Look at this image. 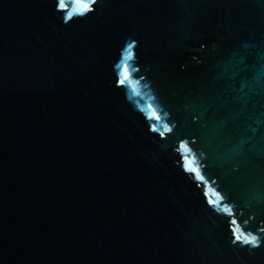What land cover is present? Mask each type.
I'll use <instances>...</instances> for the list:
<instances>
[{"label": "water", "instance_id": "obj_1", "mask_svg": "<svg viewBox=\"0 0 264 264\" xmlns=\"http://www.w3.org/2000/svg\"><path fill=\"white\" fill-rule=\"evenodd\" d=\"M64 4L0 0V264H264V0Z\"/></svg>", "mask_w": 264, "mask_h": 264}, {"label": "snow or ice", "instance_id": "obj_2", "mask_svg": "<svg viewBox=\"0 0 264 264\" xmlns=\"http://www.w3.org/2000/svg\"><path fill=\"white\" fill-rule=\"evenodd\" d=\"M93 2H95V0H93ZM59 7L61 9L66 7V5L64 4V0H59ZM88 10H90L88 4H79L78 3L77 6L73 9V12L83 14L84 12H86ZM70 15H71V13L69 14V16ZM126 59H127V57H126ZM127 79H128V72H127V67H125L123 72L121 73V79L119 80V83L121 85H123ZM150 117L154 118L157 121H159L161 119L160 115L157 114L156 110L151 111ZM153 131H158V129L156 127H153ZM159 131H160V135L163 136L165 133L171 132L172 129L170 127H168L167 125H164L162 130H159ZM181 148H182L184 153H190V151H191V149L189 147H187L186 144H182ZM193 164H194V161L192 159H189L187 156H185V169L187 171L195 173L196 178L203 181L204 177L201 175L199 168L194 167ZM217 199H220V198L217 197ZM225 211H229V210L226 208ZM235 239L240 240V239H242V237H241V235L237 234ZM243 239H244V242L252 243L253 245L258 243L256 237H251V239H249L248 237H243Z\"/></svg>", "mask_w": 264, "mask_h": 264}]
</instances>
